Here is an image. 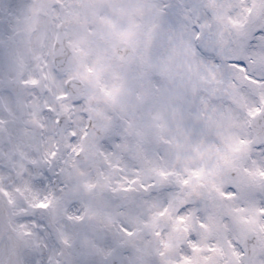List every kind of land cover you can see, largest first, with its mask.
Here are the masks:
<instances>
[{
    "label": "snow or ice",
    "instance_id": "6c2138e0",
    "mask_svg": "<svg viewBox=\"0 0 264 264\" xmlns=\"http://www.w3.org/2000/svg\"><path fill=\"white\" fill-rule=\"evenodd\" d=\"M0 264H264V0H0Z\"/></svg>",
    "mask_w": 264,
    "mask_h": 264
}]
</instances>
